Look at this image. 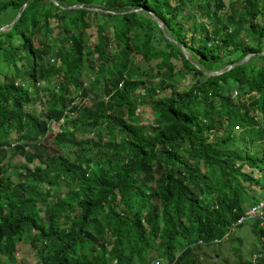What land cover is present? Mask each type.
Here are the masks:
<instances>
[{"label":"trees","instance_id":"trees-1","mask_svg":"<svg viewBox=\"0 0 264 264\" xmlns=\"http://www.w3.org/2000/svg\"><path fill=\"white\" fill-rule=\"evenodd\" d=\"M55 1L0 0V264H221L199 252L264 199V0Z\"/></svg>","mask_w":264,"mask_h":264},{"label":"rangeland","instance_id":"rangeland-1","mask_svg":"<svg viewBox=\"0 0 264 264\" xmlns=\"http://www.w3.org/2000/svg\"><path fill=\"white\" fill-rule=\"evenodd\" d=\"M224 1L226 3H228V0H224ZM53 24H55L54 21H53ZM6 25L7 24H5V26ZM93 29H94V27L92 26L91 28H88L87 31H90ZM55 31H56V29H55ZM55 31H54V33H55ZM0 62H4V61L1 59ZM155 62H156V60H154V59H152L150 61H145L143 58L140 57L136 62L133 63L132 66L138 70V72L140 73V75H139L140 78H144L145 80L150 81L149 83L154 85L160 79V76L155 77V71H156ZM175 63L177 64V67H179L181 65V60L176 59ZM136 66H138V68ZM193 80H194V78L191 77L190 75H188L185 79H180V82H181L180 84H183L184 86H186V85L190 84L191 81H193ZM54 81H56V80H54ZM164 94L169 95L170 91L166 90L164 92ZM83 102H84V105L86 107H88L90 100L84 99ZM38 106H40L39 102H38ZM140 110H142V113L140 112ZM149 112H151V111H150L149 107H147L146 105L139 107L137 110V113H139V116L141 117V120H142L143 124H145V125H148L150 123V118L148 116ZM58 130H59V128L55 124V126L53 128V132H56ZM236 131H239V130L236 129ZM103 132H105V131H103ZM51 134L52 133H48L47 137H49ZM81 135L84 136L83 134H81ZM103 137L107 138V134L104 133ZM27 149L30 150V147H27ZM76 152H77V149L74 147H71V150L64 151V154L66 156H68L69 158H73V157H75ZM9 158L11 159L10 161L12 163L23 162V158L21 156H18V155H15V156L9 157ZM248 169L249 168L247 167V170ZM252 171H253V175L256 176L257 170L254 168V169H252ZM12 175H13V177H15L16 172L12 171ZM260 182L264 183V173L261 174ZM258 189L262 190L261 191V197L264 196V187L263 188L258 187ZM61 192H63V194L66 196L68 194V187H64ZM250 194H251V191H249V195ZM246 203H248V202L246 201L245 205H246ZM249 203H250V201H249ZM254 226H255V224L251 223L249 221V219L246 220L245 223H243L241 226H238L237 228H235L234 231L231 232V235L229 238L227 237L217 246L202 249L200 251L199 256L205 260L208 259L210 262L211 261H213V263L219 262L221 264H238L235 262L237 259L250 260V259H253V257H255L256 258L255 264H260V262H259L260 257L259 256L262 255L264 251L261 253H256L254 250L256 248V247H254V244L255 243L257 244L258 239H259V236L256 233L257 230L254 228ZM258 245L260 246V248L263 247L260 242L258 243ZM254 253L259 254V255L258 256L252 255ZM35 255H36L35 249H33L30 246L28 241H26V240H18L17 241L16 248H15V258H16L17 264L20 261H24V262H27L28 264H32L34 262V260H38ZM212 258H214V259L212 260ZM7 264H10V263H7Z\"/></svg>","mask_w":264,"mask_h":264},{"label":"water","instance_id":"water-1","mask_svg":"<svg viewBox=\"0 0 264 264\" xmlns=\"http://www.w3.org/2000/svg\"><path fill=\"white\" fill-rule=\"evenodd\" d=\"M53 2H54L55 4H57V1L53 0ZM25 5H26V4H24L23 7H24ZM79 7H81V8H87V9H90V10H98V9H99L98 7H86V6H83V5H81V4H77V5H69V6H67L66 8H79ZM135 10H136V9H132L131 11H135ZM149 13H150V14L152 15V17L155 19V21L157 22L158 26H159L162 30H164V25H163V22H162L161 18H159L157 15H155V14H154L153 12H151V11H150ZM19 16H20V11L17 13V15H16V17L14 18V20L11 21L10 25H13V24L15 23V21L19 18ZM6 26H8V25H6ZM6 26H2V27H0V31L5 30ZM164 36L167 37V38H169L170 41H172V42H174V43H177V41H176L174 38L169 37L168 33H166L165 30H164ZM178 45H179V47L181 48L182 52L184 53L185 57L188 58V57H189V54H188L187 50L184 48V46L181 45V44H179V43H178ZM262 53H263V52H262ZM251 55H252V54H248V55H246L243 59H241L240 61H238L237 63H234V64H228V65H226L225 67H223V68H221V69H219V70L207 72V74H208V75L219 74V73H221V72H223V71H226V70H229V69H231V68H233V67H235V66H237V65H241V64L245 63V62L249 59V57H250Z\"/></svg>","mask_w":264,"mask_h":264},{"label":"clouds","instance_id":"clouds-1","mask_svg":"<svg viewBox=\"0 0 264 264\" xmlns=\"http://www.w3.org/2000/svg\"><path fill=\"white\" fill-rule=\"evenodd\" d=\"M259 200H264V199H259ZM257 201H258V200H257ZM255 203H256V202H255ZM253 204H254V203H253ZM253 204H252V205H253ZM252 205H251V206H252ZM249 207H250V206H249ZM249 207H248V208H249ZM247 210H248V209H247ZM247 210H246V212H247ZM246 212H245L244 215H241V216H240V217H244V219H243L242 221L239 222L238 219H239L240 217H238L237 220L231 224V226L228 228L227 232H226V233H225L220 239L215 238V239H213V240L210 241V245H211V246H209V247L217 246V245L220 244L224 239H226L227 237L229 238L230 235H231V232L234 231L235 228H237L238 226H241L243 223H245L246 220L249 219V221H252L251 223H253V221L256 220V219H254V218L247 217ZM257 221H258V220H257ZM263 225H264V224H263ZM263 225H260L259 222H258V226H259V227H260V226H263ZM195 243L203 245V244H204V241H203L202 239H197V240L195 241ZM209 247H208V248H209ZM183 250H185V248L181 249V250L178 252L177 257L182 253ZM199 255H200V252H199ZM252 255H254V256H258L259 254L254 253V254H252ZM250 256H251V255H250ZM260 256H261V255H260ZM260 256H259V257H260ZM199 257H200V256H199ZM201 259H202L203 262L205 261V259H203L202 257H201ZM248 261H249L248 264H251V259L248 260ZM164 262H165V263H164ZM151 264H167V263H166V261H164L163 259L160 258V260H154Z\"/></svg>","mask_w":264,"mask_h":264},{"label":"built area","instance_id":"built-area-1","mask_svg":"<svg viewBox=\"0 0 264 264\" xmlns=\"http://www.w3.org/2000/svg\"><path fill=\"white\" fill-rule=\"evenodd\" d=\"M247 217L258 220L260 225L264 224V200H258L252 206H250L246 212ZM244 217H240L238 221H242ZM256 258L251 259V264H255Z\"/></svg>","mask_w":264,"mask_h":264},{"label":"crops","instance_id":"crops-1","mask_svg":"<svg viewBox=\"0 0 264 264\" xmlns=\"http://www.w3.org/2000/svg\"><path fill=\"white\" fill-rule=\"evenodd\" d=\"M250 222H252V221H250Z\"/></svg>","mask_w":264,"mask_h":264}]
</instances>
